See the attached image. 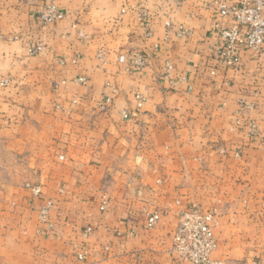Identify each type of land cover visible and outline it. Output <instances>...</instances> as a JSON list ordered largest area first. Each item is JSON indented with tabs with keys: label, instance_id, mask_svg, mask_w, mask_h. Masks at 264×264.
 I'll use <instances>...</instances> for the list:
<instances>
[{
	"label": "crops",
	"instance_id": "0c3cea01",
	"mask_svg": "<svg viewBox=\"0 0 264 264\" xmlns=\"http://www.w3.org/2000/svg\"><path fill=\"white\" fill-rule=\"evenodd\" d=\"M210 1L0 0V264H177L196 204L219 210L215 259L264 264V57L220 67Z\"/></svg>",
	"mask_w": 264,
	"mask_h": 264
},
{
	"label": "built area",
	"instance_id": "2783aa9c",
	"mask_svg": "<svg viewBox=\"0 0 264 264\" xmlns=\"http://www.w3.org/2000/svg\"><path fill=\"white\" fill-rule=\"evenodd\" d=\"M210 4L215 11L216 19L213 31L220 38L217 50L218 62L224 70H237L241 60L240 49L244 48L257 57H264V0H211ZM63 11L53 2L45 3L38 12V19L44 25L52 24L63 17ZM168 25V22L166 23ZM177 35H189L186 29H181ZM40 49L35 46L32 51ZM123 62L124 57L120 56ZM131 68L141 71L147 64V56L134 51L128 61ZM172 65L166 62L163 67V77L172 79ZM215 74V70L210 72ZM83 82L84 78H79ZM141 103H138L140 106ZM126 117V116H124ZM249 132L256 134V125L247 124ZM27 187L36 195L40 193L37 186L27 184ZM106 200H102L105 205ZM103 205L101 208H103ZM51 204L47 202L39 211L40 222L52 227L48 214ZM215 210H202L193 207L181 210L177 217L176 226L171 236V253L177 264H224V261L215 259L213 252L217 248L214 228L218 226L215 219ZM160 216L156 211L145 213L146 229L153 228ZM89 230V229H88ZM86 251L77 254L78 260H83ZM251 264H261L253 260Z\"/></svg>",
	"mask_w": 264,
	"mask_h": 264
},
{
	"label": "rangeland",
	"instance_id": "374dc122",
	"mask_svg": "<svg viewBox=\"0 0 264 264\" xmlns=\"http://www.w3.org/2000/svg\"><path fill=\"white\" fill-rule=\"evenodd\" d=\"M193 207H197V208H200V209H202V210H215V213H216V217H215V219H216V221L218 222V226H219V223H220V215H219V210H218V208L216 207V206H209V207H206V208H204V207H202V206H200V205H198V204H196V205H194ZM192 207V208H193ZM39 219V218H38ZM48 219H49V214H48ZM39 222H40V220H39ZM49 222L52 224V222L50 221V219H49ZM40 224L41 225H43L44 227H46L47 225L46 224H43L42 222H40ZM218 226H216L215 228H214V234H215V229L218 227ZM48 227V226H47ZM50 228V227H49ZM77 257V256H76ZM255 260V259H254ZM258 260V259H257ZM242 264V263H241Z\"/></svg>",
	"mask_w": 264,
	"mask_h": 264
}]
</instances>
